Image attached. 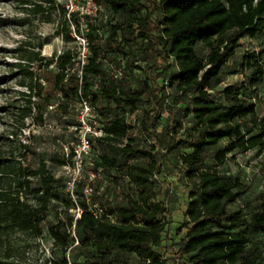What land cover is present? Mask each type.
Returning <instances> with one entry per match:
<instances>
[{"label": "trees", "instance_id": "1", "mask_svg": "<svg viewBox=\"0 0 264 264\" xmlns=\"http://www.w3.org/2000/svg\"><path fill=\"white\" fill-rule=\"evenodd\" d=\"M18 1L35 16L48 11L45 2L53 3ZM94 1L113 17L107 23L108 37L99 33L97 24H88L90 55L81 76L74 70L72 49L50 58L41 55L46 39L39 51L20 55L15 66L23 76L21 86L27 88L22 93L26 105L11 106L25 128L26 119L43 120L50 107L67 114L87 101L100 134L87 135L89 146L94 141L99 145L96 172L111 177V183L103 187L96 177L90 183L91 200L75 202L65 179L56 177L45 161L33 165L38 154L29 145L17 149L20 159L11 150L0 152V264H23L16 260L21 248L17 236L25 239L24 250L26 238L38 241L46 233L60 252L45 264H70L68 253L76 241L68 228L74 223L82 231L77 248L93 252L84 264H130L128 255L137 256L140 264H168L158 249L168 240L165 220L169 236L171 213L152 201V177L167 155L176 159L189 191L187 222L177 234L183 229L186 233L173 264H264V197L250 214L234 209L248 185L221 172L236 154L264 151V108L258 111L264 87V0ZM62 14L58 34L68 40L73 26L80 32L79 14L66 9ZM12 22L0 20V28ZM244 38L260 39L262 49L245 53L241 68L250 71L247 79L226 85L224 68ZM134 49L141 51L145 69L130 58ZM118 56L126 59L120 75L107 66ZM155 59L167 61L162 72L151 65ZM51 67L55 71L47 89L35 74ZM170 88V114L176 124L163 126ZM183 118L190 121L186 133L179 135ZM0 140L12 142L9 136ZM81 155L86 162V154ZM76 157L71 149L51 161L75 166ZM55 204L65 209L66 221H48ZM97 204L103 206L102 215L90 210L96 211ZM77 209L81 214L76 218L70 210Z\"/></svg>", "mask_w": 264, "mask_h": 264}, {"label": "rangeland", "instance_id": "2", "mask_svg": "<svg viewBox=\"0 0 264 264\" xmlns=\"http://www.w3.org/2000/svg\"><path fill=\"white\" fill-rule=\"evenodd\" d=\"M50 1V0H49ZM53 3L45 2V7L48 11L45 14L35 16L24 11V7L18 0H0V20L6 19L13 21L8 27L0 28V138H11L12 142L0 140V152L13 151L17 158L20 159L19 151L17 149H24L22 145H29L30 149L37 152L38 156L33 160V165L38 166L41 161H45L49 170L58 178L65 179L67 184V191L71 193L74 201L77 202L82 198L91 200L92 186L90 183L97 179L102 180L103 187L110 184L111 177L104 176L100 169L96 172L94 165L98 159V143L94 141L88 148L81 144V139L87 133H94L95 136H100L96 131L97 123L92 113L82 109L81 104H76L74 109L65 114L57 111L55 107H50L45 111L43 120L39 117L28 118L25 121V128H21L20 119L15 114L16 110L11 105L25 106V98L23 92L27 93V88L21 86L23 76L20 75L19 69L15 66L21 63L20 55L24 51L32 52L39 51V45L48 39V43L41 49V55L44 57H53L60 55L62 52L72 49L75 53L80 48L79 42L71 35V39H65L59 35V29L64 21L63 9L78 11L80 15H87L88 8L87 0H52ZM153 1V0H152ZM152 4V2H151ZM27 7V6H26ZM159 17V13H157ZM113 14L108 10L101 8V11L93 20L91 18L78 17L77 21L80 24L81 33H86V26L89 23H95L99 26L101 35L108 37L110 26L107 24L112 19ZM240 48L236 56L230 60L224 68L225 84H233L247 79L250 71L241 68L243 57L245 53L251 51H260L262 49V41L260 39L244 38L240 42ZM77 56V55H76ZM130 58L134 61L136 66L143 69L147 64L143 61L140 50L134 49L130 54ZM125 61L122 56H118L115 61L109 62L107 65L111 68L112 73L118 74L125 68ZM151 65L160 67L161 72L167 65L166 60L151 62ZM74 70L78 68L75 65ZM54 68L50 70H37L35 74L41 83L49 89L47 81L53 78ZM136 72H138L136 70ZM173 72V71H170ZM73 73V72H72ZM80 74V71H78ZM120 75V74H118ZM160 78V83H161ZM30 79L26 78V83ZM173 89H168V98L166 99V108L162 114L161 125L176 124V121L171 120L170 107L173 103L172 99ZM262 101L258 103L260 106L258 111L264 108V87L261 93ZM34 102L38 103V99L34 98ZM83 112V113H82ZM83 114V115H82ZM83 118L82 126H77L81 123L79 116ZM181 120V119H180ZM189 118L181 120L182 126L179 127V135L185 134V128L189 125ZM161 131V127L159 129ZM16 133L18 136L12 137ZM71 149L77 151H84L86 154V162L83 163V156H78L75 159L76 164L68 166H59L51 161V158L58 154L63 157L69 154ZM87 151V152H86ZM176 159L174 156H165L163 165L159 172L153 177L154 191L156 196L152 199L154 203L161 202L171 213L170 234H166L168 227V218L165 220L166 232L161 247L158 249L159 253L163 255L164 260H169L168 264H173V259L177 257L178 246L180 240L186 233L178 235V229L182 228L187 222L185 211L189 201L188 182L179 177V171L175 167ZM221 172L232 179H239L248 185V190L240 198V201L233 206L234 209H243L245 214H250L256 210L261 203V198L264 197V151L259 153L258 150H252L245 154H236L221 168ZM127 179V177H125ZM74 183V184H73ZM130 192L136 195V191L130 188ZM118 202L122 201V196L116 194ZM112 200V198H110ZM101 204H97L96 214L100 215L98 209H102ZM71 215L78 217V209L70 210ZM59 219L66 221L65 209L60 205H54L52 212L48 217V221L56 222ZM71 231L72 237L75 239L74 249L68 253L70 264H84L86 259L93 252L87 253L84 249H78L77 245L81 241L82 231L74 225L68 228ZM254 239L262 238L261 236H254ZM20 253L17 254L18 259L23 264H45L52 256L59 255L60 250L56 247L54 241L46 233L45 236L34 241L26 238V254L25 239L17 236ZM167 247V248H165ZM130 264H140V260L135 255H128L125 257ZM180 264H182L180 262Z\"/></svg>", "mask_w": 264, "mask_h": 264}, {"label": "built area", "instance_id": "3", "mask_svg": "<svg viewBox=\"0 0 264 264\" xmlns=\"http://www.w3.org/2000/svg\"><path fill=\"white\" fill-rule=\"evenodd\" d=\"M87 5H88V8L86 10V13L87 15H80V13L78 11H74V9L72 8L71 11L68 10L69 13H78L80 17H82V19L84 20L86 17H89L91 18V20H93L95 17H97V15L99 14V12L101 11V6L96 4V2L94 0H87ZM89 32V28H88V25L86 26V33H81L78 32L75 27L73 26L72 27V33L71 35H74V38L79 42L80 44V48L78 49V51L76 52V60H75V65L77 66L78 70L80 71V74L79 76H81V69L87 64L88 62V57L90 55V47H89V41H88V37H87V33ZM172 59L170 58L169 59V63H172ZM118 74H121V72H119ZM166 85H168V81H166ZM82 109L89 112V113H92V108L90 106V104L87 102V101H83L82 104ZM83 113V112H82ZM83 115V114H82ZM79 119L81 121V126H82V123L84 122L83 121V118L81 115H79ZM80 126V127H81ZM88 134H92V133H88ZM87 133L84 135V137L81 139V144L84 145L85 147H89V143H88V140H87ZM94 134V133H93ZM87 152V151H86ZM76 153H77V157L78 156H82L81 154L84 153V151H77L76 150ZM74 184V183H73ZM95 208V207H94ZM90 210H92L94 212L95 215L96 212L95 210H93V207L90 208ZM100 211V215L103 214L104 210L103 209H98ZM80 214H81V209H78V217H80ZM109 218L112 219L111 216L107 215ZM112 221L114 222V220L112 219Z\"/></svg>", "mask_w": 264, "mask_h": 264}]
</instances>
